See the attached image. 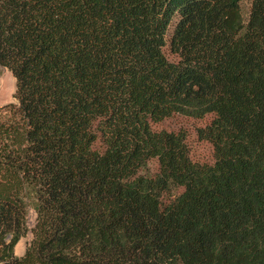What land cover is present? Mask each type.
I'll list each match as a JSON object with an SVG mask.
<instances>
[{
    "label": "trees",
    "instance_id": "trees-1",
    "mask_svg": "<svg viewBox=\"0 0 264 264\" xmlns=\"http://www.w3.org/2000/svg\"><path fill=\"white\" fill-rule=\"evenodd\" d=\"M243 1L0 0L17 102L0 116L1 264H264V0ZM174 115L212 116L211 163L152 130Z\"/></svg>",
    "mask_w": 264,
    "mask_h": 264
},
{
    "label": "rangeland",
    "instance_id": "rangeland-1",
    "mask_svg": "<svg viewBox=\"0 0 264 264\" xmlns=\"http://www.w3.org/2000/svg\"><path fill=\"white\" fill-rule=\"evenodd\" d=\"M242 12L247 15L249 10V0H244L241 4ZM165 56L168 60H175V57L169 54L165 50ZM15 91V80L12 74L0 67V116H5L4 113L10 110L11 107L17 105L16 100L13 98ZM212 119V116H206L203 119H191L184 116L174 115L164 121L151 124L153 131H165L171 133H183L185 135L186 146L189 151L190 158L193 162L199 164L211 163L212 158V147L211 145L203 140H200L197 136V131L207 126ZM92 149L99 153L103 152L104 146L100 140V135L97 134V139L92 145ZM158 172V165L156 161L148 162L144 174L148 176H154ZM182 192L181 188L169 187L161 197V207L168 205L173 202ZM27 230L26 234L20 239L18 244L14 248V256H22L27 249L29 243L32 240V229L35 224V214L32 209L28 210L26 219Z\"/></svg>",
    "mask_w": 264,
    "mask_h": 264
},
{
    "label": "built area",
    "instance_id": "built-area-1",
    "mask_svg": "<svg viewBox=\"0 0 264 264\" xmlns=\"http://www.w3.org/2000/svg\"><path fill=\"white\" fill-rule=\"evenodd\" d=\"M1 264V263H0Z\"/></svg>",
    "mask_w": 264,
    "mask_h": 264
},
{
    "label": "crops",
    "instance_id": "crops-1",
    "mask_svg": "<svg viewBox=\"0 0 264 264\" xmlns=\"http://www.w3.org/2000/svg\"><path fill=\"white\" fill-rule=\"evenodd\" d=\"M21 256V255H20Z\"/></svg>",
    "mask_w": 264,
    "mask_h": 264
}]
</instances>
